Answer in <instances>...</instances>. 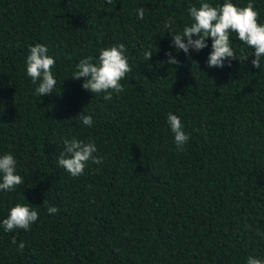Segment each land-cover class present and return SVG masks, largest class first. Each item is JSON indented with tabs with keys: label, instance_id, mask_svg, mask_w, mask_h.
<instances>
[{
	"label": "trees",
	"instance_id": "trees-1",
	"mask_svg": "<svg viewBox=\"0 0 264 264\" xmlns=\"http://www.w3.org/2000/svg\"><path fill=\"white\" fill-rule=\"evenodd\" d=\"M202 2L225 0H0V156L11 153L24 178L0 190V264L264 260V59L253 67L254 49L235 33L233 50L246 62L209 67L211 38L200 51H177L171 32L182 34L188 9ZM231 2L253 3L264 24V0ZM37 43L56 61L54 92L42 97L26 73ZM119 44L132 68L124 92L109 101L72 79L82 59L98 63L102 49ZM169 113L189 136L183 150ZM66 138L93 142L102 162L71 176L58 165ZM17 203L39 219L5 231Z\"/></svg>",
	"mask_w": 264,
	"mask_h": 264
},
{
	"label": "clouds",
	"instance_id": "clouds-1",
	"mask_svg": "<svg viewBox=\"0 0 264 264\" xmlns=\"http://www.w3.org/2000/svg\"><path fill=\"white\" fill-rule=\"evenodd\" d=\"M112 4L113 0H107ZM144 7L137 9L138 17L144 18ZM191 17V24H186L182 34L172 33V44L177 51L182 50L185 54L189 49L200 51L208 47L207 40L211 38L212 51L208 56L209 67H224L225 61L238 59L241 63L249 59L248 55L237 56L233 50L230 36L235 33L239 41L254 49V59L251 63L253 67L260 69L261 61L264 59V24L258 22L259 13L254 8L253 3L249 2L246 7H238L231 0H225L222 5L212 6L208 2H202L197 8L192 6L188 9ZM171 18L165 22L166 27H171ZM193 37H196L195 39ZM123 44L104 48L100 51L98 63L92 62V57L82 59L76 65V71L72 79L83 80L82 87L92 94L105 93V100H112L113 93L125 91L121 83L126 74L132 71L129 65ZM169 65L178 64V61L168 53ZM152 54L145 53V60H150ZM56 61L48 55V48L42 44H35L30 47L26 57V73L34 84H37L36 95L42 97L51 95L56 86L52 69ZM78 118L84 125H91L93 118L81 112ZM168 124L174 134V142L177 150H183L188 142L189 136L183 130V124L179 116L172 113L168 114ZM96 145L89 141L77 140L75 138L64 140V151L60 154L58 165L64 168L71 176L77 177L84 173L89 162L100 164L101 157L95 156ZM17 161L11 154L0 156V190L8 192L24 183V178L17 174ZM48 213L56 214L58 208L49 206ZM39 219L38 212L27 204L17 203L11 208L9 215L3 220L5 231L11 232L16 229L29 230L31 225ZM15 243V241H13ZM25 247L23 242L19 243V248ZM246 264H264V260L253 256L247 258Z\"/></svg>",
	"mask_w": 264,
	"mask_h": 264
}]
</instances>
